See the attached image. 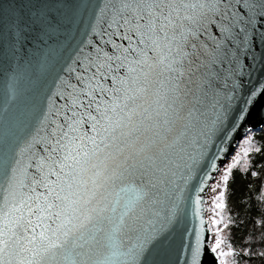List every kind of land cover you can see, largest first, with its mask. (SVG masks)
Here are the masks:
<instances>
[{
	"label": "snow or ice",
	"instance_id": "6c2138e0",
	"mask_svg": "<svg viewBox=\"0 0 264 264\" xmlns=\"http://www.w3.org/2000/svg\"><path fill=\"white\" fill-rule=\"evenodd\" d=\"M257 124L264 0H0V264H264V171L239 250L200 195Z\"/></svg>",
	"mask_w": 264,
	"mask_h": 264
},
{
	"label": "trees",
	"instance_id": "16d2710c",
	"mask_svg": "<svg viewBox=\"0 0 264 264\" xmlns=\"http://www.w3.org/2000/svg\"><path fill=\"white\" fill-rule=\"evenodd\" d=\"M255 140L256 148L260 151L254 150L249 153V167L246 171L234 170L231 174V182L233 180V186L236 188V195L230 194L228 196L227 202L231 207L232 214L235 216V224L232 227L235 231L236 240L233 241L237 248L241 249L247 246L246 237L249 233L254 231V222L259 220V216L256 211V196L257 188L260 186L259 173L264 171V130L260 132H255L252 134ZM252 171H257V176H252ZM250 207H246L249 205ZM259 225H256V229ZM245 259L249 264H261V261L253 257Z\"/></svg>",
	"mask_w": 264,
	"mask_h": 264
},
{
	"label": "rangeland",
	"instance_id": "374dc122",
	"mask_svg": "<svg viewBox=\"0 0 264 264\" xmlns=\"http://www.w3.org/2000/svg\"><path fill=\"white\" fill-rule=\"evenodd\" d=\"M252 134H253V132H251L249 138L245 137L243 139V141L237 147L234 155L229 159V161L224 165V167L221 168V170L217 174L216 179L211 184V186L217 185V182L221 180L223 174L228 169V166L233 163L234 159H238L239 160V163L235 167H233L231 169L229 180H228V183H227V185L225 187V204H226V207L223 210H216L217 212H221L222 213V215L224 216L226 222H228L229 220L231 221L229 223L228 228H225L222 231V236H224V239H225V243H224L225 250H227L226 246H227L228 243H231L234 249L239 250V248H237V245H234V243H233V241L237 239V237L235 236V233H234L235 230L232 228L234 226L236 220H235V216L232 214L231 207L228 205L229 203L227 202V200H228V196H230V194L233 193V194L236 195V188L233 186V180H232V183H231V186H230L231 174L236 169L241 170V171H246L248 169V167H249V153H250V151L256 149L255 140L253 139ZM245 151L248 152V156L247 157H245V155H244ZM246 162L248 164V167L245 169L243 167V165ZM219 192H220V187H217L215 192L212 191V187H210L209 192L207 193L206 203H205V215H206L207 222L210 221V219L212 218V201H213V197L218 195ZM212 240L214 242V235L212 236ZM248 264H249V262H248Z\"/></svg>",
	"mask_w": 264,
	"mask_h": 264
},
{
	"label": "water",
	"instance_id": "95a60500",
	"mask_svg": "<svg viewBox=\"0 0 264 264\" xmlns=\"http://www.w3.org/2000/svg\"><path fill=\"white\" fill-rule=\"evenodd\" d=\"M249 127H252V125H249ZM262 130H264V125L257 124L255 127L252 128L253 133L260 132ZM244 138H245V130L240 129L238 132L233 134L232 138L229 141H227L225 143V145H224L225 150L219 154V158L216 160L217 170L212 173V175H213V177H215V179L217 177V174L221 170V168L224 167V165L234 155L237 147L243 141ZM215 179L209 180L207 182L209 186L205 187L204 191L202 193H200L202 200L204 201L202 207L204 208L203 215L205 216L206 223H207V219H206V215H205L206 196H207V193L209 192V189L211 187L212 182ZM206 236H207V234H206ZM204 259H205V264H208L209 260H211V255L206 254Z\"/></svg>",
	"mask_w": 264,
	"mask_h": 264
}]
</instances>
